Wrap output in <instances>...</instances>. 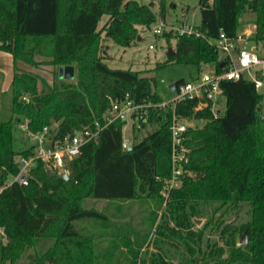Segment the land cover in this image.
I'll list each match as a JSON object with an SVG mask.
<instances>
[{
	"label": "trees",
	"instance_id": "trees-1",
	"mask_svg": "<svg viewBox=\"0 0 264 264\" xmlns=\"http://www.w3.org/2000/svg\"><path fill=\"white\" fill-rule=\"evenodd\" d=\"M198 2L200 23L195 29L199 35L175 34V50L166 62L192 64L198 70L201 63L211 62L220 70L222 57L208 39L221 30L235 35L248 12L254 15L252 38L264 40V0ZM103 15L107 19L99 29ZM155 18L137 0H0V50L13 59L10 116L0 119V186L18 173L22 157L36 151V144L17 125L26 123L30 131L48 126L49 136L62 138L95 121L103 124L108 97L128 93L137 102L163 100L154 78L137 70L112 68L99 53L101 32L127 47L136 38L137 25L149 26ZM37 54L48 57L46 62L53 66L74 65L76 80L50 83L18 66V62L35 66ZM220 85L225 99L221 115L214 116L208 107L195 110L192 99H181L174 107L184 117L204 120L201 127L190 126L185 133L189 153L184 167L194 176L182 177L155 225L159 237L184 241L183 255L174 261L159 249L141 256L139 233L130 232L132 239L118 226L112 238L120 239L128 251L130 257H123L126 264H264V94L245 79L223 80ZM171 114L170 105L150 107L146 119L134 129L154 127L140 138L134 135L130 148L122 147L125 121L108 123L96 141L85 143L79 155L67 161L68 179L50 175L47 164L37 159L26 185L13 182L4 187L0 229L5 242H0V264L14 263L26 248L44 238H53V244L35 257L34 264H100L92 237L81 233L76 222L108 219L101 211L84 207L83 200L156 199L159 207L164 179L170 175ZM210 202H218L224 210L248 203L249 219L238 227L247 230L245 243L236 244L237 228L228 224L221 229L227 233L224 247H214L208 240L201 247L202 233L192 229L193 217ZM151 218L153 224L155 212ZM207 225L206 221L203 226ZM114 249L108 258H115ZM117 262L121 264L120 258Z\"/></svg>",
	"mask_w": 264,
	"mask_h": 264
},
{
	"label": "rangeland",
	"instance_id": "rangeland-1",
	"mask_svg": "<svg viewBox=\"0 0 264 264\" xmlns=\"http://www.w3.org/2000/svg\"><path fill=\"white\" fill-rule=\"evenodd\" d=\"M140 4L147 5L155 14V21L149 26L137 25L136 38L127 47L120 46L112 42L109 38L104 37L101 32V39L99 43V53L102 55L104 62L112 67L119 69H132L137 70L141 75L152 77L155 80V89L158 94L162 96L163 101L170 100L174 93L168 88L169 83L178 80L180 78L184 80L190 79L194 76L198 69L197 66L192 64H182L175 62H166L168 59V49L175 50L174 35L179 34L177 27L181 22L191 24L194 27L200 23V9L198 0H137ZM161 1H164L163 9L164 15H160ZM212 0H209L211 2ZM181 12H184L182 19L180 18ZM107 19V15H103L98 23L100 29ZM254 15L250 12L242 15V25L239 30L243 28L253 29ZM160 23L163 24L161 33H154L153 30L159 27ZM167 35L171 36L168 37ZM260 45V44H259ZM222 56V54L220 53ZM34 59L37 64L29 65L23 62H18V66L26 71L38 75L44 78L48 82L53 80H76V71L74 65H61L53 66L46 61L48 57L42 55H35ZM161 63L157 67V65ZM213 63L203 62L200 64L199 69L208 70L212 67ZM68 69L73 71V76L69 79L64 74L68 72ZM61 71V72H59ZM38 85L40 82L38 81ZM264 93V91H261ZM1 93V92H0ZM224 102L222 99L220 109L218 112L222 114L224 112ZM10 116V94L9 88L2 95L0 94V119H7ZM192 127H201L204 120L193 119ZM19 128V126L17 125ZM154 126L148 124L144 128L135 130V126L131 123L122 128L123 139L129 138L132 141L134 135L136 138H140L147 131L151 130ZM26 136V135H25ZM194 176V173L190 170L184 172V176ZM164 183V182H163ZM177 188V187H176ZM174 189V188H173ZM171 189L166 192L164 184L161 188L162 202L157 207L156 199H140L132 200L128 202H116L107 201L103 199L86 198L83 200V206L86 208H94L104 213L108 219V222H101L93 219H82L76 222L78 230L90 235L93 239V247L97 249L100 256V264H115L117 259L120 258L121 264H126V260L123 257L129 258L130 255L125 247L122 246L121 240L112 238V230L121 226L123 232L128 233L130 238L134 239L133 234L130 232H137L140 236V243L142 254L145 256L151 251L162 249L167 253V257L177 261L183 255V248L186 247L184 241L180 238H166L159 237L156 234V223L160 221V215L164 213L167 202L171 198ZM156 213L155 221L152 224V214ZM199 223H196V220ZM249 219V205L247 202H241L236 206L224 210L218 202H210L204 206H201V213L198 216L193 217L192 229L197 233L201 231L202 240L201 247L206 246V241L216 246H225V240L227 239V233L222 232V227L225 225H232L237 230L234 232L236 244L240 245L239 239L244 230L238 229V227ZM216 220L218 225H216ZM208 222V225L204 227V223ZM210 221V222H209ZM114 223L115 225H111ZM172 225V221L169 223ZM111 225V226H108ZM121 232L120 234H122ZM247 237V235H246ZM53 238L41 239L33 246L26 248L22 256L14 263L6 261L4 264H34V259L39 253L50 249L53 244ZM0 242H5V236L0 229ZM113 247H118L114 249ZM112 249L115 251V258H108V253H111ZM110 250V252H106ZM106 252V253H105ZM123 262V263H122ZM47 264V263H46ZM51 264V263H49ZM118 264V262L116 263Z\"/></svg>",
	"mask_w": 264,
	"mask_h": 264
},
{
	"label": "built area",
	"instance_id": "built-area-1",
	"mask_svg": "<svg viewBox=\"0 0 264 264\" xmlns=\"http://www.w3.org/2000/svg\"><path fill=\"white\" fill-rule=\"evenodd\" d=\"M181 12L180 18L184 16ZM163 24L154 28V33H161ZM255 27V24H253ZM253 29L248 27L238 30L229 36L224 31H219L218 36L208 41L222 54L223 66L217 70L214 65L208 70L199 69L197 73L188 80L175 85L173 97L168 101L137 102L128 93L117 98H109V106L102 115L101 124L95 121L93 125H85L80 130L66 134L62 138L49 136V127L44 126L41 130L30 131L26 123L19 124V128L25 132L30 142L36 144L33 155L22 157L21 167L17 174L10 175L0 186V191L16 182L26 185L30 177V170L34 167L37 159L44 161L48 168L55 173H61L66 168L67 161L79 155L81 147L89 142L96 141L100 130L114 120L125 121L124 126L132 124L140 127V121L145 120L150 107H165L170 105L172 114L169 124L170 130V175L164 179L166 192L179 187L184 172L187 170L184 164L188 161L189 148L184 144L185 133L193 126L191 118L184 117L175 112V103L181 99H192L196 102L194 109L210 108L214 116L221 115L218 110L224 96L222 94L221 81L245 79L253 83L258 93L264 91V40L256 41L253 37ZM179 33H195L199 35L191 24L181 22L177 27ZM260 44V45H259ZM264 94V93H262ZM264 118V113L262 114ZM123 126V127H124ZM72 134V138L69 136ZM130 144L129 138L122 140V147ZM68 172V170H67Z\"/></svg>",
	"mask_w": 264,
	"mask_h": 264
},
{
	"label": "crops",
	"instance_id": "crops-1",
	"mask_svg": "<svg viewBox=\"0 0 264 264\" xmlns=\"http://www.w3.org/2000/svg\"><path fill=\"white\" fill-rule=\"evenodd\" d=\"M13 77V59L9 52L0 50V94L9 88ZM130 142V139H129Z\"/></svg>",
	"mask_w": 264,
	"mask_h": 264
},
{
	"label": "water",
	"instance_id": "water-1",
	"mask_svg": "<svg viewBox=\"0 0 264 264\" xmlns=\"http://www.w3.org/2000/svg\"><path fill=\"white\" fill-rule=\"evenodd\" d=\"M173 53H174V51H173L171 48H169V49H168V56L172 55ZM223 64H224V62H221V63L219 64V66L222 67ZM59 72H61V71H59ZM64 76H65V77H68V78L70 79V78L73 76V71H72L71 69H68V72H67L66 74H64ZM175 85H176V83H175V81H173V82L169 83L168 88H169L171 91H174V89H175ZM72 136H73V135L70 134L69 138L71 139ZM127 148H130V145H128ZM49 172H50V175H56L57 177H60V178H63V179H68V177H69V173L67 172L66 169H64L61 173H56V174H55L54 171H51V170H50ZM196 223H199V220H198V219L196 220ZM246 235H247V230H245V231L243 232V234L241 235V237H240V239H239V243H240V244L246 242ZM47 264H49V263H47Z\"/></svg>",
	"mask_w": 264,
	"mask_h": 264
}]
</instances>
